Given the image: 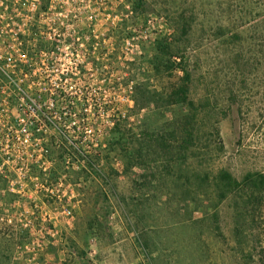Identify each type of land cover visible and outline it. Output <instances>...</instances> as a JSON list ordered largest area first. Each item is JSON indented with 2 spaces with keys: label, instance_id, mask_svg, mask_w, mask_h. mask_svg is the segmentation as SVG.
<instances>
[{
  "label": "rangeland",
  "instance_id": "1",
  "mask_svg": "<svg viewBox=\"0 0 264 264\" xmlns=\"http://www.w3.org/2000/svg\"><path fill=\"white\" fill-rule=\"evenodd\" d=\"M249 173L264 0H0V264H264Z\"/></svg>",
  "mask_w": 264,
  "mask_h": 264
},
{
  "label": "trees",
  "instance_id": "2",
  "mask_svg": "<svg viewBox=\"0 0 264 264\" xmlns=\"http://www.w3.org/2000/svg\"><path fill=\"white\" fill-rule=\"evenodd\" d=\"M185 92H186V89L184 88L183 89V95L185 94ZM191 104L194 105L193 102H191ZM40 111H41L42 114L45 113V111L43 109L40 110ZM259 176H260V180L263 182L264 181V176L263 175H260V174L255 175L253 173H249L246 176L245 180L247 182H249V183L250 182L251 183L252 182H256V179H257V177L259 178ZM216 178H217L218 181L221 182V184L224 187L223 188L224 189V192L222 193V196H226L227 193L230 190H233L234 188L240 187V184H242V183H239V181H237L228 171H225V170H222Z\"/></svg>",
  "mask_w": 264,
  "mask_h": 264
}]
</instances>
